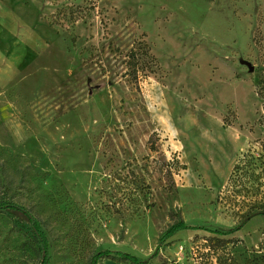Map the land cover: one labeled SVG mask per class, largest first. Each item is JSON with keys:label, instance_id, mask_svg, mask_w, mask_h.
<instances>
[{"label": "rangeland", "instance_id": "obj_1", "mask_svg": "<svg viewBox=\"0 0 264 264\" xmlns=\"http://www.w3.org/2000/svg\"><path fill=\"white\" fill-rule=\"evenodd\" d=\"M262 37L264 0H0V205L49 264H264V198L233 179ZM24 223L0 213V264L38 263Z\"/></svg>", "mask_w": 264, "mask_h": 264}, {"label": "trees", "instance_id": "obj_2", "mask_svg": "<svg viewBox=\"0 0 264 264\" xmlns=\"http://www.w3.org/2000/svg\"><path fill=\"white\" fill-rule=\"evenodd\" d=\"M255 45L258 46L263 51L262 56V68L259 73V78L256 82L255 92L258 99L261 101V112L259 115V121L264 123V37L258 38L255 42ZM136 53L132 52L129 57L133 60L135 59ZM264 134V131H263ZM259 145V150L256 151L254 149H250L243 156L240 163H238L233 170V179L235 183L241 181V179H247L252 181L253 185L250 188H243L246 194L250 195H261L264 198V137L260 140L256 141ZM264 206V203L263 205ZM0 213L6 216H12L14 214H19L25 219V223L23 229H25L28 237L33 241V243L37 246L39 261L37 264H49L48 257L46 254V248L44 244V240L42 237V229L39 221L27 210L24 208L15 205V204H3L0 205ZM253 215H261L264 216V208L260 211L252 214L248 212L246 214V219H251ZM194 228L187 227L184 222L179 221L175 223L164 234V236L160 239L167 240L177 234L180 231L184 230H192ZM231 233V232H227ZM215 235H223L220 232H214ZM215 241H219L216 238H212ZM219 243V242H218ZM217 246V244H216ZM99 258H107L113 262L124 263V264H148L149 259L142 260L135 256H130L126 254L117 253L114 255H110V253H101L98 255ZM92 264H95L92 262Z\"/></svg>", "mask_w": 264, "mask_h": 264}, {"label": "crops", "instance_id": "obj_3", "mask_svg": "<svg viewBox=\"0 0 264 264\" xmlns=\"http://www.w3.org/2000/svg\"><path fill=\"white\" fill-rule=\"evenodd\" d=\"M178 262H179V261H178ZM178 262H175L174 264H184V263H182V262H181V263H178ZM111 264H124V263H112V262H111Z\"/></svg>", "mask_w": 264, "mask_h": 264}]
</instances>
